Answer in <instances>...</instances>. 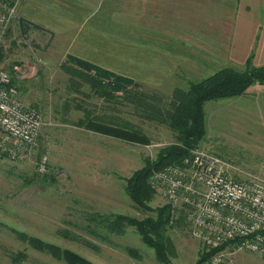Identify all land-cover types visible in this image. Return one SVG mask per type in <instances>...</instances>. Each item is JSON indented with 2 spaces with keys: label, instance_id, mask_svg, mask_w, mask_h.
<instances>
[{
  "label": "rangeland",
  "instance_id": "rangeland-1",
  "mask_svg": "<svg viewBox=\"0 0 264 264\" xmlns=\"http://www.w3.org/2000/svg\"><path fill=\"white\" fill-rule=\"evenodd\" d=\"M90 3L94 6L81 16L69 15L68 10L57 16L26 15L19 9L0 44V67L13 77L23 102L40 110L45 123L30 156L17 161L0 154V264H67L29 246L18 238V231L72 250L92 264H162L133 226L123 235L108 234L101 226L92 232L87 217L96 212L155 216L130 199L126 178L147 157L155 158L161 147L174 143L175 134L165 124L139 118L130 105L118 104L114 111L109 105L105 110L98 97L68 89L69 76L61 65L72 54L131 77L141 89L168 100L175 86L187 88L223 64L201 57L202 43L192 39L200 31L183 35L182 45L174 41L175 33L159 26L174 24L171 17L122 15L121 3L115 0ZM191 43L194 48L186 46ZM193 51L195 59H185L194 56ZM189 60L197 63L188 67L184 63ZM227 65L242 68L238 63ZM81 90L90 93L88 84ZM259 101L244 96L204 105L206 134L197 149L223 159L238 179L264 178V97ZM86 114L132 125L148 142L124 141L77 126ZM43 157L45 170L40 171ZM148 203L166 204L157 193ZM60 230L93 242L97 249L65 238ZM166 231L175 246L173 264H193L203 247L191 233L188 210L183 209L174 223L168 219ZM125 246L136 248L140 256L134 259ZM236 258L264 264L261 256L249 251H238Z\"/></svg>",
  "mask_w": 264,
  "mask_h": 264
},
{
  "label": "trees",
  "instance_id": "trees-1",
  "mask_svg": "<svg viewBox=\"0 0 264 264\" xmlns=\"http://www.w3.org/2000/svg\"><path fill=\"white\" fill-rule=\"evenodd\" d=\"M66 58L69 62L62 64L61 67L69 76L68 89L79 90L83 95H90L81 90L84 83L88 84L93 96L104 100V104L106 101L110 103L113 111L119 110L118 104L130 105L139 118L165 124L175 134L174 143L161 147L155 158L147 157L143 166L134 170L126 178L125 191L130 199L141 209L155 212V216L136 218L121 213L96 212L87 217V227L92 232H96V226H101L108 234L123 235L128 226H133L140 240L154 250L159 263L173 264L171 257L175 252V246L166 231L169 206L167 204L156 207L149 205L148 202L151 201L154 192L147 184L148 175L155 169L181 164L184 158L198 147L206 134L205 103L237 97L244 94L255 83L264 84V64L255 66L249 57L243 68L226 66L198 81L189 82L187 88L174 87L170 98L166 100L159 92L141 89L140 84L131 77L117 74L72 54H68ZM12 82L14 83L13 77ZM75 124L124 141L143 144L148 142V138L132 125H120L107 120L100 114L92 116L86 114ZM60 232L65 238L81 240L85 246L97 249V245L93 242L81 239L68 230H60ZM17 236L32 248L45 251L56 259L64 260L67 264H92L90 260L72 250L63 249L35 236L20 231L17 232ZM227 244L221 245L218 249L224 248ZM124 250L134 259L140 256L134 247L125 246ZM215 250L206 251L202 248L193 264H201Z\"/></svg>",
  "mask_w": 264,
  "mask_h": 264
},
{
  "label": "built area",
  "instance_id": "built-area-1",
  "mask_svg": "<svg viewBox=\"0 0 264 264\" xmlns=\"http://www.w3.org/2000/svg\"><path fill=\"white\" fill-rule=\"evenodd\" d=\"M21 2L0 0V44ZM44 124L40 110L23 102L11 74L0 67V153L17 161L30 156ZM44 163L45 157L40 171ZM228 166L196 148L181 164L155 169L147 178L169 206V223L188 210L192 235L206 251L216 249L201 264H245L236 258L243 250L264 259V178L238 179Z\"/></svg>",
  "mask_w": 264,
  "mask_h": 264
},
{
  "label": "crops",
  "instance_id": "crops-1",
  "mask_svg": "<svg viewBox=\"0 0 264 264\" xmlns=\"http://www.w3.org/2000/svg\"><path fill=\"white\" fill-rule=\"evenodd\" d=\"M90 1L93 2V0H22L18 10L20 9L22 14L32 13L44 17L62 15L63 10H68L69 15L81 16L88 13L83 10L94 6ZM115 1L121 3L122 15L171 17V22L174 24L159 26L167 28L170 33H175L172 36L174 41H184L182 36L186 33L194 35L195 31H200L201 35H194L192 39L202 43L204 49L201 48L202 50L199 51L202 58L213 59V64L216 65L223 64L217 70L229 66L227 62L238 63L243 68L249 57L255 66L264 64V0ZM179 16L185 17V20H178ZM178 32L180 35L177 36ZM186 46L194 48L192 43ZM191 54H194V51ZM185 59H195V54ZM228 59L229 61H226ZM196 63L195 60H189L184 64L189 67ZM90 95H93L92 90ZM244 96H250L259 103V99L264 97V84L251 85L237 98ZM104 103L101 99V108L108 110L110 103L108 104L107 101L106 104Z\"/></svg>",
  "mask_w": 264,
  "mask_h": 264
}]
</instances>
